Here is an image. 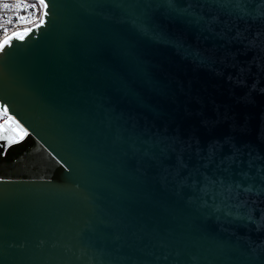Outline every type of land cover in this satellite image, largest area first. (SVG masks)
Masks as SVG:
<instances>
[{
    "label": "water",
    "instance_id": "95a60500",
    "mask_svg": "<svg viewBox=\"0 0 264 264\" xmlns=\"http://www.w3.org/2000/svg\"><path fill=\"white\" fill-rule=\"evenodd\" d=\"M46 2L0 52V264H264V0Z\"/></svg>",
    "mask_w": 264,
    "mask_h": 264
},
{
    "label": "snow or ice",
    "instance_id": "6c2138e0",
    "mask_svg": "<svg viewBox=\"0 0 264 264\" xmlns=\"http://www.w3.org/2000/svg\"><path fill=\"white\" fill-rule=\"evenodd\" d=\"M39 4L45 9L43 15L45 18H47L49 14L47 11L49 7L48 3L46 2V0H39ZM2 8L5 10L9 8H16V9H20L23 11H27L28 9L35 10L37 6L36 5H25L22 3H16L14 5H11L9 3H3ZM14 22L17 25H19L21 23L30 24L33 21H31L27 15H20V14H17V16L15 17V21H13L12 19L4 18L5 24L12 25ZM42 26H43L42 23H38L36 24V28L24 27L19 31H12L11 35L8 34L10 29L7 27H4L2 29L4 33V39L0 41V52H3L5 48L11 46L14 40H20V41L25 40L26 37L30 36L34 31L38 30ZM3 111L7 113L8 109L4 108ZM13 123L15 124V126L11 129H9V127L6 126L9 124H13ZM28 135H29L28 131L22 127L19 121L14 122L11 117H9L8 121H6L5 124H0V141L6 142L3 145L4 147L11 146L15 143L22 142ZM0 155H3V153H0Z\"/></svg>",
    "mask_w": 264,
    "mask_h": 264
},
{
    "label": "built area",
    "instance_id": "2783aa9c",
    "mask_svg": "<svg viewBox=\"0 0 264 264\" xmlns=\"http://www.w3.org/2000/svg\"><path fill=\"white\" fill-rule=\"evenodd\" d=\"M3 3H9L11 5H14L16 3H22L25 5H36L37 8L34 9H28L27 11H23L16 8H9L7 10L2 8ZM44 8L39 4V0H0V41L4 39V33L2 29L4 27H7L10 29L9 35L12 31H19L24 27H32L39 23L43 17ZM17 14L20 15H27L31 21H33L30 24H19L17 25L15 22L12 25H8L4 23V18L12 19L15 21V17ZM9 117H11L10 114L1 112L0 111V124H4L6 121H8Z\"/></svg>",
    "mask_w": 264,
    "mask_h": 264
}]
</instances>
